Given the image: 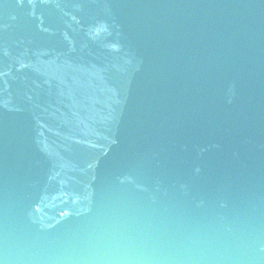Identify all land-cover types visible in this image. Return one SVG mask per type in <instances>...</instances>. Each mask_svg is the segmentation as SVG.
Returning <instances> with one entry per match:
<instances>
[{"label":"water","instance_id":"obj_1","mask_svg":"<svg viewBox=\"0 0 264 264\" xmlns=\"http://www.w3.org/2000/svg\"><path fill=\"white\" fill-rule=\"evenodd\" d=\"M0 264H264V0H0Z\"/></svg>","mask_w":264,"mask_h":264}]
</instances>
